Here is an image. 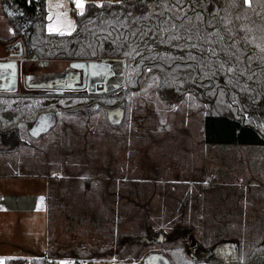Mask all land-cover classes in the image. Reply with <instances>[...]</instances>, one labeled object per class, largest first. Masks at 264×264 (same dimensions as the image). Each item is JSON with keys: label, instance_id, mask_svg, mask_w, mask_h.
Listing matches in <instances>:
<instances>
[{"label": "trees", "instance_id": "1", "mask_svg": "<svg viewBox=\"0 0 264 264\" xmlns=\"http://www.w3.org/2000/svg\"><path fill=\"white\" fill-rule=\"evenodd\" d=\"M96 2L87 0L83 16L74 11V32L59 36L46 32L45 0H0V14L11 29L0 43H20L26 59L112 64L104 92H0V135H12L16 142L0 148V163L12 167L44 156L60 143L73 145L86 125L108 111L121 109V123L114 126L120 128L131 97L150 91L165 107L187 98L196 103L206 148L243 149L246 157L239 166L248 170L247 197L264 203V52L256 47L264 48V0L247 5L243 0H183L182 12L176 0H102L103 8H96ZM165 4L170 10L165 11ZM168 17L173 18L165 23ZM173 24L171 34L179 40H169V33L160 31ZM189 36L196 49L188 48ZM227 64L233 72H227ZM6 176L19 177L0 173ZM82 184L85 188L86 180ZM256 220L257 227L248 231H207L194 255L175 243L166 248V259L169 264H264V213ZM149 230L139 239L147 246H165L164 233ZM121 245L117 252L123 254ZM48 259L56 255L46 252L41 259L4 264H46Z\"/></svg>", "mask_w": 264, "mask_h": 264}, {"label": "rangeland", "instance_id": "2", "mask_svg": "<svg viewBox=\"0 0 264 264\" xmlns=\"http://www.w3.org/2000/svg\"><path fill=\"white\" fill-rule=\"evenodd\" d=\"M57 2L63 8L54 10L65 12L74 23L73 11L78 10L71 0H52L53 4ZM45 7L47 14L48 0ZM9 33L0 14V37ZM22 60V71L27 72L17 80L29 76L40 87H17V93L104 92L112 74L109 61L91 63L97 65L98 74L93 75L90 67L92 73L82 72L72 88L74 82L64 77L77 62ZM35 75L33 80L30 76ZM56 84L63 86L52 87ZM142 97H131L120 128L114 126L121 123V109L108 111L86 125L73 145L60 143L58 149L52 147L46 155L12 167L0 163V173L19 175L0 179L43 180L48 208L46 214L36 212L23 220L30 224L28 231L16 230L19 216L7 221L0 218V255L39 254L47 230L48 252L56 255L59 264L85 260L92 262L83 264H149L152 256L164 257L158 264H169L165 250L175 243L194 255L207 231H248L257 227L256 216L263 215L264 203L247 197L244 180L248 170H240L239 166L246 157L244 150L219 152L206 148L203 116L189 98L165 107L150 91ZM36 189L41 194L35 184L25 186L23 191L32 195ZM10 221L15 223L13 228L7 225ZM149 228L164 233L165 246H147L139 239ZM125 234L130 236L123 240ZM121 243L125 244L123 254L117 252ZM108 249L109 253L104 252ZM89 254L91 259L81 258Z\"/></svg>", "mask_w": 264, "mask_h": 264}, {"label": "crops", "instance_id": "3", "mask_svg": "<svg viewBox=\"0 0 264 264\" xmlns=\"http://www.w3.org/2000/svg\"><path fill=\"white\" fill-rule=\"evenodd\" d=\"M74 12V11H73ZM23 49L22 46H19L18 43L13 45H4L0 43V66L6 65V64H13L15 66L14 72L15 75H12L13 70L12 69H5L3 67H0V92H15L16 88L18 87H24V90L27 89H34L38 88L40 86H36V82L38 81H31V79L28 78H22L20 77V82L17 80V77L21 74L27 72V70L24 72L22 71L21 62H23ZM24 64V63H23ZM77 70L75 68H70V73H68L64 78L71 80L69 83L74 82L71 84L72 88H75V82L78 80L80 76H82V71ZM87 73H92L89 69ZM38 75L30 76L33 80L37 78ZM62 82V81H61ZM63 84V83H62ZM74 85V86H73ZM60 86H63L61 84H56L52 87L54 88H60ZM44 87V85H42ZM23 93V92H19ZM15 142V138L12 135H6L2 136L0 135V146L6 147V148H12V143ZM15 145V143H14ZM5 148V149H6ZM23 178V177H22ZM28 180H34V181H15V180H7V179H0V218L2 220L7 221L10 219L9 217H15L19 216L16 220V225L19 231H28L30 228V224L28 221L25 220L26 217L30 214H34L36 212L41 213V215L46 214L48 208H47V192L45 190V182L43 180H40L35 177H24ZM33 185L35 184L37 187L39 186V189L41 191V194L37 193L34 190V192H25L23 191V188L27 185ZM15 188L22 189L21 191H14ZM31 188V186H30ZM41 197H43V200H41ZM33 207V208H31ZM22 217V219H21ZM24 220V221H23ZM13 222H7V225H11L13 228L14 224ZM12 230V229H11ZM14 230V231H16ZM45 234V240L43 241V245L39 246V254H29L28 256H19L16 254H10L9 256H2L0 255V264H4L6 260L11 259H22L24 261H30L32 259H41L44 257L45 253L48 252V235L47 230ZM28 253V252H27ZM91 263L92 260H85L81 261L78 264L83 263ZM123 262V261H120Z\"/></svg>", "mask_w": 264, "mask_h": 264}, {"label": "snow or ice", "instance_id": "4", "mask_svg": "<svg viewBox=\"0 0 264 264\" xmlns=\"http://www.w3.org/2000/svg\"><path fill=\"white\" fill-rule=\"evenodd\" d=\"M29 3H31V0H28ZM72 4L74 5V9L78 10L77 14L83 16L85 14V7H86V0H71ZM182 2L183 0H176V4L175 7L182 12L183 11V7H182ZM243 3L245 5L249 4V0H243ZM96 8H103L104 4L101 2V0H97V3L95 4ZM63 8V4L57 2L55 4L52 3V0H48V12H47V16L45 17V19L48 21L47 24L45 25L46 31L49 35H59V36H64V35H71L72 31L75 30V25L74 23L68 19L67 14L63 11H55L54 9H62ZM170 10L169 6L167 4H165V11ZM9 15H11V13H9ZM163 13H161L160 15L157 16V19L160 18V16H162ZM199 15V14H197ZM173 17H168L165 18V23L167 22V19H172ZM175 19H181V17L179 15H175L174 16ZM176 28V25L173 24L171 26V29H165V28H161L160 31L163 32H168L169 35L167 37V39L169 40H179L181 39V37L179 35H172L171 34V30H174ZM11 31V29L9 30ZM213 33H209V35H212ZM221 40H223V37H220ZM192 37L189 36L187 38V45L189 49H196L197 48V44L192 43L191 42ZM209 44H212V41H208ZM236 44V41H233L231 45H229V47H233ZM178 46V45H177ZM256 47H258L260 49L261 52H264V48L260 47L259 45H256ZM135 51V50H134ZM181 51H183V49H181ZM207 51L212 54L215 55L214 50L212 48L207 49ZM137 55H140L139 52H136ZM255 53H253L254 55ZM189 57L192 59H195V53L189 51L188 53ZM3 67L5 69H12V75H15L14 69L15 66L11 63L0 66ZM75 67V66H74ZM90 67L93 69V75H97L98 73L95 71V69L97 68V65L92 64L90 65ZM111 70V69H109ZM226 70L228 73H231L234 71L233 67L231 66V64H227L226 66ZM41 200H43V197H41ZM61 264H71V262L68 261H64L61 262Z\"/></svg>", "mask_w": 264, "mask_h": 264}, {"label": "water", "instance_id": "5", "mask_svg": "<svg viewBox=\"0 0 264 264\" xmlns=\"http://www.w3.org/2000/svg\"><path fill=\"white\" fill-rule=\"evenodd\" d=\"M75 65V69L77 70H81L83 72V74L87 75V71L89 70L90 68V65H92L91 63H85V62H77V63H74Z\"/></svg>", "mask_w": 264, "mask_h": 264}, {"label": "built area", "instance_id": "6", "mask_svg": "<svg viewBox=\"0 0 264 264\" xmlns=\"http://www.w3.org/2000/svg\"><path fill=\"white\" fill-rule=\"evenodd\" d=\"M59 261L58 260H55V259H48L47 261H46V264H59L58 263ZM69 262V261H68Z\"/></svg>", "mask_w": 264, "mask_h": 264}, {"label": "flooded vegetation", "instance_id": "7", "mask_svg": "<svg viewBox=\"0 0 264 264\" xmlns=\"http://www.w3.org/2000/svg\"><path fill=\"white\" fill-rule=\"evenodd\" d=\"M99 93V92H98ZM41 117H43V115L41 116ZM164 257H160V259H163ZM159 260H157V259H155V260H151V262L149 263V264H158L159 262H158Z\"/></svg>", "mask_w": 264, "mask_h": 264}]
</instances>
